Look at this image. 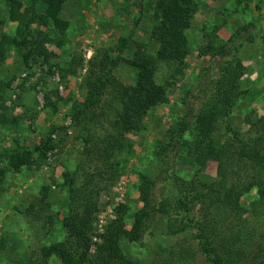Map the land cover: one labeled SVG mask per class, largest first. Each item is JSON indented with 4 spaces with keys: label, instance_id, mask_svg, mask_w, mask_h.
Wrapping results in <instances>:
<instances>
[{
    "label": "rangeland",
    "instance_id": "1",
    "mask_svg": "<svg viewBox=\"0 0 264 264\" xmlns=\"http://www.w3.org/2000/svg\"><path fill=\"white\" fill-rule=\"evenodd\" d=\"M18 1L22 3L21 13H32L29 0ZM8 2L0 0V40L3 36H17V23L9 20ZM196 3L189 13L192 26L187 32L186 66L172 80L167 66L160 65L157 82L173 81V86L168 88V102L151 110L143 129L129 135L134 151L123 157L121 175L100 196L95 242L101 241L99 236L115 218L123 216L125 227L131 228L142 206L135 191L138 172L159 173L164 162H159L160 146H171L170 131L179 122L188 121L192 126L200 123L193 111L198 105L197 91L211 87L217 78V63L222 61L213 51L204 55L205 50L211 44L215 48L233 46V37L247 26L251 39L239 54L244 67L240 80L244 95L234 110L233 124L249 138L253 125L264 120V0H196ZM34 6L38 17L30 24L31 36L27 38L30 43L26 47L9 45L6 61L0 65V80L11 83L5 104L0 106V170L4 171L0 183V264L40 261L44 247L64 239L62 227L68 197L60 187L61 177L65 167L77 163L83 150L85 133L72 123V115L86 99L85 80L91 64L104 52L117 56L124 50V59H132L137 43L147 53L155 55L158 50V44L151 38L152 0H69L58 15L65 23L60 28L48 17L41 0ZM140 17L129 42L135 21ZM34 41L38 43L36 49L31 44ZM29 53L32 57L27 63L23 56ZM114 77L121 85L131 86L136 72L122 62ZM111 92L108 101L113 99ZM66 126L70 135L68 144L49 152L43 165L17 168L5 160L10 154L34 150L53 127ZM225 138L222 133L216 137L219 144ZM174 147H167L165 159L174 162V173L189 181L194 174L191 158L181 146ZM203 176L210 182L217 181L216 162L208 164ZM46 186L50 187L49 208L46 213L32 215L27 211L30 203L39 199ZM257 197L254 191L244 197V203L252 206ZM198 209L199 205L193 213ZM155 218L144 242L124 245L133 260L144 264H209L198 252L194 231L168 235L172 219L161 214ZM248 224L246 219L231 222L236 229L246 228ZM186 250L192 251L191 255L187 256ZM182 252L186 260L179 262ZM170 257L173 260L168 262ZM57 263L56 258L51 262Z\"/></svg>",
    "mask_w": 264,
    "mask_h": 264
},
{
    "label": "trees",
    "instance_id": "2",
    "mask_svg": "<svg viewBox=\"0 0 264 264\" xmlns=\"http://www.w3.org/2000/svg\"><path fill=\"white\" fill-rule=\"evenodd\" d=\"M38 1L29 0L32 13L23 14L20 12L22 3L9 0V20L17 23V36H3L0 40V65L6 61L9 45L26 47L30 43L27 38L30 24L38 17L34 6ZM41 1L55 25L58 28L65 25L58 15L69 0ZM152 2L151 38L158 44L155 55L147 53L137 43L132 59H124V50L117 56L104 52L91 64L85 80L86 99L72 115V123L85 133L83 150L77 163L65 167L61 177L60 187L68 197L62 227L64 239L44 247L41 262L35 259L30 264H51L54 258L59 261L57 264H144L133 260L124 245L144 242L159 214L172 219L168 235L194 231L198 252L209 264H264V120L251 124L249 138L233 124L234 110L244 95L240 84L244 67L239 54L251 39L249 26L233 37V46H208L204 55L213 51L222 61L217 63V78L211 87L197 91L198 105L193 111L200 123L192 126L188 121L179 122L170 131L171 146L167 147L181 146L188 153L194 168L192 178L186 181L174 173V162L165 159L167 147L161 145L158 158L159 162H164L160 172L137 174L135 191L142 206L131 228L125 227L123 216L115 218L99 236L101 241H94L100 196L110 189L113 179L121 175L123 157L134 151L129 135L143 129L151 110L168 102V88L173 86V81L157 82L160 65L167 66L172 80L186 66L187 32L192 26L189 13L196 7V0ZM140 21L141 17L135 21L129 42ZM31 44L36 49L38 43ZM23 57L28 63L32 54ZM122 62L136 72L131 86H123L115 80V72ZM10 89V82L0 80V106H4V97ZM111 90L114 96L108 101ZM68 130L67 126L53 127L34 150L10 154L5 160L17 168L41 166L49 152L68 144ZM218 133L226 137L221 144L216 139ZM56 135L60 136L58 140ZM212 161L217 164V181L210 182L203 175ZM3 176L4 171L0 170V183ZM49 188L44 187L39 199L30 203L29 213L38 216L47 212ZM254 191L258 196L256 204L247 206L244 197ZM198 205V212L194 214ZM242 219L249 221L246 228L231 226L233 220ZM186 251L187 256L191 255L192 251ZM183 253L179 262L186 260ZM195 255L193 251V258ZM171 260L173 257L168 262Z\"/></svg>",
    "mask_w": 264,
    "mask_h": 264
}]
</instances>
